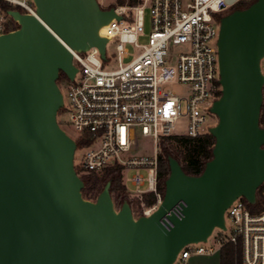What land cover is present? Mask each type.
I'll use <instances>...</instances> for the list:
<instances>
[{
	"label": "water",
	"instance_id": "95a60500",
	"mask_svg": "<svg viewBox=\"0 0 264 264\" xmlns=\"http://www.w3.org/2000/svg\"><path fill=\"white\" fill-rule=\"evenodd\" d=\"M37 16L10 9L19 27L0 35V264H175L180 250L226 229L239 196L251 204L264 182V0L221 18L222 91L211 111L213 157L199 175L169 157L162 202L136 216L120 207L108 181L96 199L83 195L77 142L61 126V73L74 79L72 50L100 47L101 27L117 15L99 0H34ZM185 200L183 217L162 216Z\"/></svg>",
	"mask_w": 264,
	"mask_h": 264
},
{
	"label": "built area",
	"instance_id": "2783aa9c",
	"mask_svg": "<svg viewBox=\"0 0 264 264\" xmlns=\"http://www.w3.org/2000/svg\"><path fill=\"white\" fill-rule=\"evenodd\" d=\"M241 1L139 0L134 5L120 4L114 7L121 18L113 17L104 25V32L100 30V35L107 38L105 58L97 45L85 51L71 49L78 71L73 80H68L63 109L70 113L76 132L71 136L77 142L75 166L79 174V170L101 173L113 166H121L123 173L130 168H145L148 176L134 174L132 182L139 186L147 181V188L130 194L156 195L155 204H142V215L158 207L164 197L158 187L160 139L166 135L199 136L215 125L208 124V114L213 113L211 106L222 91L218 46L221 13ZM146 8L151 12L149 34L145 31ZM10 9L37 16L34 0H0V35L19 27L18 20L8 13ZM145 36L147 42L140 43ZM127 43H134L139 50L124 64ZM109 44L113 45L112 53ZM115 59L117 67L109 68L107 65ZM261 70L264 73V56ZM173 82L188 85L186 96L167 87ZM181 117L187 118L184 134L175 130ZM142 137L154 140V154L134 153ZM185 206V200H179L160 222L170 229L174 226L172 215L183 217ZM227 219L230 233L217 236L218 251L204 245L210 235L206 241L185 245L175 264H188L196 256L216 255L227 242L241 247L240 264H264V193L254 204L243 196L236 198L225 212L228 228Z\"/></svg>",
	"mask_w": 264,
	"mask_h": 264
},
{
	"label": "trees",
	"instance_id": "16d2710c",
	"mask_svg": "<svg viewBox=\"0 0 264 264\" xmlns=\"http://www.w3.org/2000/svg\"><path fill=\"white\" fill-rule=\"evenodd\" d=\"M139 0H119L120 4L128 2L130 5L138 3ZM254 0H242L232 9L248 7ZM110 4L106 8L114 7ZM64 73H61V76ZM63 108L60 110V112ZM260 124L264 126V100L261 108ZM215 137L210 133L199 136L188 135H166L160 139L159 165H158V187L161 193H165L166 179L170 174L169 157H175L182 165L184 171L190 175H199L203 172L206 163L213 157ZM80 175L84 181L83 195L89 199H96L108 181L111 182V194L120 207L124 202H129L132 207L140 209L142 215L143 205L148 207L156 202V195L153 192H145L141 197H133L123 181L121 166H113L101 173L83 172ZM259 194L264 193V182L260 185ZM259 195V196H260ZM254 208L255 205H252ZM242 250L240 246L227 242L220 251L219 264H240ZM192 260V259H191ZM190 260V261H191ZM189 264H192L190 262Z\"/></svg>",
	"mask_w": 264,
	"mask_h": 264
},
{
	"label": "rangeland",
	"instance_id": "374dc122",
	"mask_svg": "<svg viewBox=\"0 0 264 264\" xmlns=\"http://www.w3.org/2000/svg\"><path fill=\"white\" fill-rule=\"evenodd\" d=\"M102 4L103 7H107L110 4H115L120 5L119 0H99ZM128 2H125L124 4H126ZM129 4V3H128ZM233 9L229 10V11H225L223 13H221V15H225L229 12H231ZM151 12L149 8L145 9V31L147 32V34H149V32L151 31ZM140 43H146L147 42V36L145 37H141L139 40ZM125 48L127 49V53L126 56H123L122 62L124 64L128 63L129 61H131L138 53L139 48L134 44V43H127L125 44ZM108 51L109 53L113 52V45L109 44L108 45ZM117 60H113L111 61L107 66L109 68H115L117 67ZM69 78L67 77H60L58 80L59 86L62 90V92L64 94L67 93L68 91V86H69ZM167 87L171 88L172 90L176 91L180 96H186L187 92H188V85L187 84H182L179 82H173L170 83L169 85H167ZM185 105V99L183 100V106ZM58 120L61 124V126L70 134L75 136L76 132L74 129V126L72 125L71 119H70V113L68 112V110L63 109L61 112L58 113ZM218 122V117L217 115L210 113L208 114V124H217ZM186 124H187V118L186 117H181L176 123H175V130L177 132L180 133H186ZM155 144H154V140L151 137H142L139 141V149L134 152L137 155H141V154H154L155 151ZM141 174L143 175V177H147L148 176V170H146L145 168H130L124 171V183L127 187V189L130 191V193H134L138 188L140 189H145L148 186L147 181H144V183H142L141 185H135L132 182V177L134 174ZM131 195V194H130ZM259 191H257V198L261 199L262 194L259 196ZM116 202V201H115ZM117 205V203H116ZM118 206V205H117ZM119 207V206H118ZM134 210V213L136 216H139V211L140 209H138V207H132ZM227 225L228 228L227 229H220V228H215V230L213 231V233L211 234V237L209 238V241L204 243V245L206 247L208 246H213L215 248L216 251H218L220 249V244L217 241V236L222 235L224 237H226L229 233H230V226L231 223L229 221V219H227ZM198 263L201 264H219V260H220V253L213 255V256H196ZM192 261V260H191ZM190 261V262H191ZM196 261V262H197ZM189 262V263H190ZM188 263V264H189Z\"/></svg>",
	"mask_w": 264,
	"mask_h": 264
},
{
	"label": "crops",
	"instance_id": "0c3cea01",
	"mask_svg": "<svg viewBox=\"0 0 264 264\" xmlns=\"http://www.w3.org/2000/svg\"><path fill=\"white\" fill-rule=\"evenodd\" d=\"M197 257H193L192 258V264H201V263H198V261H197V259H196ZM197 261V262H196Z\"/></svg>",
	"mask_w": 264,
	"mask_h": 264
},
{
	"label": "bare ground",
	"instance_id": "6f19581e",
	"mask_svg": "<svg viewBox=\"0 0 264 264\" xmlns=\"http://www.w3.org/2000/svg\"><path fill=\"white\" fill-rule=\"evenodd\" d=\"M103 32H104V26L101 27V33H103Z\"/></svg>",
	"mask_w": 264,
	"mask_h": 264
}]
</instances>
